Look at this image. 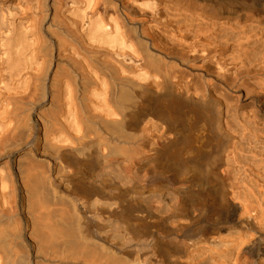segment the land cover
Returning <instances> with one entry per match:
<instances>
[{"label":"bare ground","instance_id":"6f19581e","mask_svg":"<svg viewBox=\"0 0 264 264\" xmlns=\"http://www.w3.org/2000/svg\"><path fill=\"white\" fill-rule=\"evenodd\" d=\"M108 1L0 0V264H26L25 253L30 264H264V84L248 94L256 111H240L151 72L162 61L152 50L175 41L164 26L182 50L194 45L187 25L217 52L196 57L195 44L186 64L209 58L220 77L244 68L263 81L264 0H205L219 17L193 19L171 0L169 17L156 0ZM49 55L60 62L47 67ZM25 102L41 134L13 144ZM29 146L41 159L24 166ZM140 161L159 172L143 186ZM139 188L151 209L139 210Z\"/></svg>","mask_w":264,"mask_h":264},{"label":"rangeland","instance_id":"374dc122","mask_svg":"<svg viewBox=\"0 0 264 264\" xmlns=\"http://www.w3.org/2000/svg\"><path fill=\"white\" fill-rule=\"evenodd\" d=\"M44 1H47V2H44V3H45V5H48L47 3L49 2V0H44ZM157 1H159V3ZM163 1H165V0H156L159 8L162 5L166 6V8L162 6L160 8L161 9L160 11H161L162 15L166 13L165 16L167 15L168 17H169L168 14L173 15L172 13L174 12V6H175V8L176 7L177 8H180V10L182 12L181 14L187 15V17H189L193 13H194L193 14L194 17L196 15H201L202 17H204V16L205 17H210L211 16V18H214V17L216 18L215 15H217V17H219L218 7L215 6L214 4L210 3V2L205 1V0H171L173 2L171 3V1H170L169 4H171V6L174 4L173 10L171 9L172 11L171 10L169 11V8L167 9V5H168L167 2H168V0H166L167 2L165 1V3ZM108 2H109V4H116L115 2H117V1L116 0H109ZM176 2H177V4H176ZM159 4H160V6H159ZM4 5L5 4H3V6ZM3 8H5V7H3ZM44 8H45L44 10L46 11V8H48V7H44ZM163 8L166 9V10H164ZM202 9H204V11H202ZM216 9H217V11H216ZM167 10H168L169 13L166 12ZM180 10L178 11L179 13H180ZM195 10L196 11L197 10L198 11H202L204 13L198 12V11L196 12ZM205 10H206V12H205ZM191 11H192V13H191ZM174 14H175V12H174ZM170 17H172V16H170ZM194 17L192 16L191 19H193ZM164 27L167 28V29L166 30L164 28L161 29L162 28V26H161V28H159V31H158L159 33H161L160 31H164L165 30L164 31L165 33L163 32L162 34L163 35L167 34V35H165L166 38H165V36H163L164 38H162L161 37L162 34H160V37L163 39V41H165V39L168 40L169 38H171L170 40H175L176 41V44H177V45H174L175 44V41H172L174 44L171 43V44H173V47H171L172 45L169 44L171 41H169V40L167 41L166 40L168 42V44H167V42L166 43L163 42V43H165L170 48L169 49V48H167V46L165 44H162V46L165 45V46H163V49L164 48L167 49V50H164L167 54L163 51V49H160V51H159V49L152 50L150 47H148L149 45L147 46L145 43H144V46L141 45V46L145 47L143 50H147L148 51V49H149L148 53H150V54H151V50H152V53L154 55H151V57L156 62H158L159 60L161 61V59H162L161 63L159 62L161 64V66L158 65L161 68H158V67L156 68V66H153L152 70H155V68L157 70H155V71H152L151 70L152 75H156L157 74L156 77H159V75H162V77L161 76L159 77L160 79H162V78L167 77V76L169 77L168 71L171 70V72L169 71V74L171 73L170 74L171 77H169V78H171V79L173 78V80L174 81H177V82L178 81H181L180 83L182 84V86H185V84H186L187 87L185 86L186 87V90L185 91L188 92V93L195 94V95H199L200 93L201 94H208L212 98H214L218 94V95H221L224 98V100H227V102H229V103L231 102L232 105L235 106V107H237L240 111H243V110L244 111L245 110L246 111H248V110H254V111H256V109L258 108V106L250 98V95H248V94L253 93V91H255V90L257 91V89H260V88H258V87H260V85H258V84H264V80L261 81L260 78L259 79L258 78H256V79L255 78H252L250 76V75H252V74H250L252 72H249V70H245L244 68H240L236 72L230 71L232 73H230L229 71H226L225 74H228V75H223L224 77H222V76L220 77L219 74L217 73V68H216L215 62L212 61V60H210L209 58L206 59L208 61L204 62L202 64V66H200V68H198L197 66H194L193 67V66H191L189 64H186L187 63V59L189 58V56H190V58H193L194 56H196V57L197 56L203 57L204 54L202 53V50H204V52L206 51L205 52L206 55L207 54L209 55V53H210V55H211V53L212 54L216 53L217 51H214V50H216L215 49V45H213L214 43L213 42L211 43V41H210V43H208L209 40H205V38L203 39L202 36H200L199 38H194L193 37L194 36V33L193 34H189L190 33L188 31L189 30V27L186 25V26H184V28L186 27V30H185L186 32L184 31L183 33H186V35L188 34L187 38H190V37L191 38L189 39V42H188V39L187 38H186V41L184 40V42H186V43H190L191 42L190 44H194V45H191L189 47V49L186 48V51H185L184 48L182 50V48H181L182 45L181 46H180V44L178 45L179 40H178V38L176 36L173 35L172 31L167 26H164ZM187 31H188V33H187ZM171 35H172V37H170ZM192 37H193V39H192ZM200 38L202 40H199ZM196 39H198V40H196ZM190 40H192V41H190ZM142 41L145 42V40H142ZM195 44H196V47H197L196 48L197 51H199L200 53L194 54V53H192L190 51V48L193 47V46H195ZM179 46H180V48H179ZM183 47H184V45H183ZM50 50L53 53L51 51H49V54L52 53L56 57L55 51L52 50V49H50ZM161 50H162V52H161ZM168 50H169V52H167ZM229 51H227L225 53V55L229 54ZM93 54L95 55L97 53L94 52V53H92V55ZM191 54L192 55L194 54V56H192ZM53 55H49V57L51 58ZM92 55L90 56V59L92 61L94 60L93 62H95V63L97 61H100V59H104V60H101L103 62L104 61H107L105 58H101L99 56V58L97 59L95 56H92ZM49 57L47 56V60H45V61H47L48 64L49 63L51 64V62H52V64L51 65L50 64L48 65L46 63V65H48L47 67L53 66L54 63L60 62L57 58L55 59V57L54 58H51V59H53L51 61V60H49ZM91 57H94V59L91 58ZM154 57L155 58L157 57L158 60H156L157 58L155 59ZM48 60H49V62H48ZM56 60H57V62H56ZM63 63L66 64V61H64ZM169 65H171L172 67H170ZM162 67H164V68H162ZM166 67L168 69H166ZM158 69H159V73L157 72ZM164 70L166 71V75H165V71ZM258 80H260V81H258ZM184 88H183V90H184ZM25 103L27 105L26 106V110L27 111H25L24 113L27 114V112H29V111L30 112L27 114V116L25 115L26 117L25 116H23L24 118L21 117L22 121H23V119H25V121H24V124H22V125L19 124L20 127L18 126V130H16L17 131L16 133H18V131H19V133L17 134L18 137L16 138V136H15V138L18 139L19 141L18 140H14L15 143L13 142V144H18L19 142L20 143L23 142V139L25 140L26 138H28L31 135L32 136H36L38 134L37 136L40 137V134H41V132L39 130H36V129L34 130V127L32 126V125L35 124V121L38 118H40V109L38 110V112H36V115L34 116V114L32 113V109H31L33 106H31L27 102H25ZM251 112L252 111H250V113ZM207 114H208V117L211 115L210 113H207ZM259 119L262 121L261 118H259ZM21 123H23V122H21ZM198 123L200 124V121ZM197 127H198V124H197ZM197 127L195 129L197 131L199 130L198 132H200L202 129H204L203 126H202V123H201V125H200L199 128H197ZM29 130H32V131L29 132ZM27 133L29 134V136L28 135H25ZM30 133H31V135H30ZM22 136L23 137H26V138H23ZM32 136H31V138H33ZM37 136L35 137V141H37V139H38ZM140 141H142V140L140 139ZM217 143H220V141L217 142ZM217 143H214L213 147H210L212 150L210 148H208V149H210V152H212L214 154H217V152H219L221 150V154L223 155L224 151L222 149V146H219V149L220 150H218V146H216ZM217 145H220V144H217ZM31 148H32V146H29V148L27 150H25V151H23L21 153L22 155L20 154L21 155L20 160H21V163L24 166L26 164H28L29 162H32V160H36V159L39 160V159H41L40 156L33 155L30 152V149ZM149 164H150V162H148V161H142V162L140 161L138 164H136V166L134 165V167H135L134 169H136V171L134 170V174L136 173L134 176L137 179V180L135 179V181H136V183L139 186H143V185L149 184L150 181H151V179L153 178V176L159 175V172H158V174L155 175L154 173L152 174L151 171H149L150 173H148V171H146V170L143 169V168L147 167ZM86 174H85L86 176H89L90 175L88 172ZM145 177H146L147 180L143 179ZM122 182H126V184L123 186V190H125L127 193H130L131 192L130 188H131L132 183L128 182L127 180L126 181L124 180ZM139 191L142 192V193H144L145 195H144V198H142L143 199V203L141 204V206H139L140 209L139 208H137V209H139V210L151 209V204L150 203L152 201V196H151L150 191L147 188H139ZM51 195H52V193L50 194V196ZM96 247H97L96 245H93V251H92L93 254L96 253V251H97V248ZM97 256L98 255L94 254L93 258H97ZM91 257L92 256L90 255V258ZM24 258H26L25 261H27L25 263L26 264H30L31 261H32L31 259L33 258V256L30 255L29 253H25ZM90 258H84V257H82L80 259H71V257H70L69 259H62V260H59V259L58 260H54V259H43L44 260L43 262L45 264H92V262L86 261V259H90ZM104 264H122V261H121V259L119 257H110Z\"/></svg>","mask_w":264,"mask_h":264}]
</instances>
